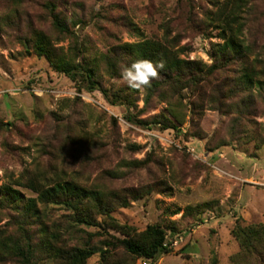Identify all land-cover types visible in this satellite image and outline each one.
Segmentation results:
<instances>
[{
    "label": "rangeland",
    "instance_id": "rangeland-1",
    "mask_svg": "<svg viewBox=\"0 0 264 264\" xmlns=\"http://www.w3.org/2000/svg\"><path fill=\"white\" fill-rule=\"evenodd\" d=\"M222 2L0 0V190L9 186L24 200L17 209L0 204V232L16 240L29 234L36 264H57L43 248L51 236L61 249H97L86 264L150 261L127 254L118 242L123 236L105 227L101 216L96 227H88L76 222L70 208L50 205L20 222L25 200L36 194L16 182L30 178L48 186L72 181L104 198L136 193L111 217L137 233L149 225L165 231L169 252L155 264H264L263 248L245 253L234 234L237 227L264 225V92L256 87L230 99L238 63L209 76L195 94L184 90L167 102L155 98L141 114L143 87L106 76L101 62L102 85L126 90L135 103L111 106L100 92L78 91L24 40L42 32L58 56L77 62L82 57L75 43L95 58L128 43L168 39L179 57L210 66L223 39L207 15ZM49 3L66 19L69 35L53 29ZM244 18L248 63L264 80V0H247ZM218 99L222 110L216 109ZM239 99L247 106L241 117L234 108ZM170 112L179 131L135 122Z\"/></svg>",
    "mask_w": 264,
    "mask_h": 264
},
{
    "label": "trees",
    "instance_id": "trees-1",
    "mask_svg": "<svg viewBox=\"0 0 264 264\" xmlns=\"http://www.w3.org/2000/svg\"><path fill=\"white\" fill-rule=\"evenodd\" d=\"M47 8L51 14L53 29L58 34L69 35L68 23L60 13L55 12V4L49 3ZM246 8L247 0H224L222 3H217L216 10L207 15V24L218 30L219 36L223 39V43L218 45L213 53L214 60L210 66L179 57V51L173 49L172 42L174 43V41L171 42L168 39H164L162 42L144 39L128 43L113 49L107 55L95 58H90L88 51L81 49L75 43L76 54H81L82 57V60L77 62L58 56L50 39L42 32L32 31L30 37L24 40L29 46L28 50H32L40 58L47 59L54 71L65 75L76 84L78 91L83 89L89 93L100 92L104 100L111 106H127L128 108L135 107V103L131 94L126 93V90L112 91L102 85L101 62L104 63L106 76L120 78L123 67L130 65L135 60L162 61L163 69L159 70L157 77L151 79L150 83L143 87L145 93L142 98L143 108L140 111L142 114L151 108V102L155 98L160 102H167V97L172 98L180 95L184 90H193L192 93H197L202 85L208 82L209 76L226 70L233 63H238L241 68L235 90L229 91L230 99L240 97L241 93L251 91L256 87L264 92V80L248 63L252 51L243 39ZM23 46L26 45L23 43ZM222 87L225 85L220 88ZM222 99L225 97L221 96ZM219 104L223 103L219 101ZM234 108L239 117L244 115L243 110H247L243 99H239ZM216 109L222 110L223 106H218ZM170 117L155 116L150 121L139 119L135 122L143 127L155 125L160 126L162 130L179 131V125L176 123L177 116L170 112ZM16 183L36 194V198L25 200L24 215L19 216L22 217L20 222L23 224L26 219L40 215L39 206L47 208L50 205H58L70 208L72 212H75L76 222L79 225L96 227V217L101 216V222L105 227L123 236V239L118 241L119 244L127 254L135 259L147 260L150 261V264H155L161 255L169 252L168 245L165 243L166 233L160 226L149 225L143 232L137 233L132 227L121 225L111 217L115 208H126L129 199L135 200L136 193L128 194L129 196L111 193L109 198H104L98 190L86 189L72 181L63 179L56 180L50 186L39 182L37 178H30L26 183ZM23 201L21 194L9 186L0 190L1 205L17 209ZM234 234L245 253L255 252L260 247L264 250V225L237 227ZM55 241L56 237H49L43 243V248L57 264H86L87 260L98 251L88 245L68 250L61 249L54 245ZM181 250L185 251V248ZM101 252L104 253L102 250ZM34 253V245L29 234L16 240L0 232V264H5L7 261L14 264H36ZM259 254L263 255L264 252H259Z\"/></svg>",
    "mask_w": 264,
    "mask_h": 264
},
{
    "label": "clouds",
    "instance_id": "clouds-1",
    "mask_svg": "<svg viewBox=\"0 0 264 264\" xmlns=\"http://www.w3.org/2000/svg\"><path fill=\"white\" fill-rule=\"evenodd\" d=\"M164 67L163 62L138 59L123 67L121 79L132 89H140L148 85L151 79L157 77L158 71Z\"/></svg>",
    "mask_w": 264,
    "mask_h": 264
},
{
    "label": "built area",
    "instance_id": "built-area-1",
    "mask_svg": "<svg viewBox=\"0 0 264 264\" xmlns=\"http://www.w3.org/2000/svg\"><path fill=\"white\" fill-rule=\"evenodd\" d=\"M145 264V263H144Z\"/></svg>",
    "mask_w": 264,
    "mask_h": 264
}]
</instances>
